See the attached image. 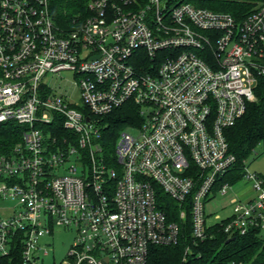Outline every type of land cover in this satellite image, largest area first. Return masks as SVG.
Wrapping results in <instances>:
<instances>
[{"label": "built area", "instance_id": "obj_1", "mask_svg": "<svg viewBox=\"0 0 264 264\" xmlns=\"http://www.w3.org/2000/svg\"><path fill=\"white\" fill-rule=\"evenodd\" d=\"M46 4L0 0V123L20 130L0 154V201L15 203L0 208V255L16 239L20 264H42V238L61 228L73 236L58 264H147L148 247L177 242L186 213L202 241L215 223L204 203L234 161L224 132L264 76V0L240 19L187 0H86L65 31ZM61 72L76 98L50 87ZM127 102L136 133L119 131L112 166L101 119ZM242 165L251 195L216 221L226 238L264 233V178Z\"/></svg>", "mask_w": 264, "mask_h": 264}, {"label": "trees", "instance_id": "obj_2", "mask_svg": "<svg viewBox=\"0 0 264 264\" xmlns=\"http://www.w3.org/2000/svg\"><path fill=\"white\" fill-rule=\"evenodd\" d=\"M85 1L47 0L46 8L52 23L61 31L71 29L79 16L84 14ZM187 1L194 6L226 11L240 19L262 0ZM254 97L253 101L246 104L244 113L224 132L228 151L234 156V161L223 176L216 179L212 192L216 191L221 181L231 184L241 178L242 160L256 143L264 139V76L257 78ZM137 119L136 107L129 102L114 108L101 119L99 142L106 161L112 166H115L112 149L119 131ZM19 139L17 125L0 123V154H6ZM160 197L167 217L176 220V204L165 196ZM182 226L175 244L148 247L147 264H264V241L255 231L230 236L227 241L219 222H215L205 229L206 236L202 241L192 242L187 213ZM185 246L189 249L186 253L183 252ZM0 264H20V244L16 239L12 241L7 254L0 255Z\"/></svg>", "mask_w": 264, "mask_h": 264}, {"label": "rangeland", "instance_id": "obj_3", "mask_svg": "<svg viewBox=\"0 0 264 264\" xmlns=\"http://www.w3.org/2000/svg\"><path fill=\"white\" fill-rule=\"evenodd\" d=\"M60 77L48 80L50 87L57 91H65L70 98L77 97V88L74 86V80L68 72H61ZM255 99V97H254ZM125 132L130 134L136 133V128L133 126H125L122 128ZM244 164L249 171L256 172L264 176V139L256 143L248 156L244 159ZM244 179L235 182L233 188L226 190V193L209 194L208 199L204 203V212L206 215V222L210 223L218 218H222L230 210L228 200L230 199L232 191H238ZM247 183V182H246ZM13 200L0 201L1 207L14 206ZM6 209L1 211V214H6ZM72 232L61 228H54L51 237L46 236L42 238L43 245L48 243V255L43 257L42 264H58L66 260V251L72 240Z\"/></svg>", "mask_w": 264, "mask_h": 264}, {"label": "crops", "instance_id": "obj_4", "mask_svg": "<svg viewBox=\"0 0 264 264\" xmlns=\"http://www.w3.org/2000/svg\"><path fill=\"white\" fill-rule=\"evenodd\" d=\"M263 178H264V176H263ZM241 179L242 178L236 180L235 182L240 181ZM235 182L229 184V186L227 187L226 190H229V189L233 188L235 185H238V184H234ZM214 193H218V192H213L212 194H214ZM224 193H226V191ZM219 194H221V193H219ZM250 195H251L250 186L248 185V183H246L245 181H243V183L241 184V188H239L238 191H236V192L235 191H232L231 196H230V199L228 200V203L227 204H229V206L231 207L230 200L232 198L246 199V198L250 197ZM229 213H230V210H229V212L227 214H225L224 216H222V218H218L217 220H214V221H212L210 223H213V222H216L218 220H221V219L225 218L226 216H228ZM257 234L260 235L261 238H262V240L264 241V233H257Z\"/></svg>", "mask_w": 264, "mask_h": 264}, {"label": "water", "instance_id": "obj_5", "mask_svg": "<svg viewBox=\"0 0 264 264\" xmlns=\"http://www.w3.org/2000/svg\"><path fill=\"white\" fill-rule=\"evenodd\" d=\"M230 238H227L226 240L228 241Z\"/></svg>", "mask_w": 264, "mask_h": 264}]
</instances>
